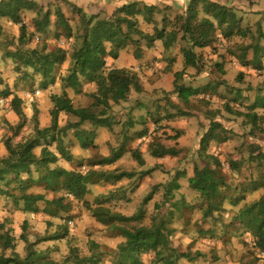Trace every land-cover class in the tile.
I'll use <instances>...</instances> for the list:
<instances>
[{
  "label": "trees",
  "instance_id": "1",
  "mask_svg": "<svg viewBox=\"0 0 264 264\" xmlns=\"http://www.w3.org/2000/svg\"><path fill=\"white\" fill-rule=\"evenodd\" d=\"M60 1L70 7L78 17L75 32L60 7L56 5L53 15L51 14L49 10L51 2L45 7L34 0H0V20L6 19L18 26L17 47L11 54H5L14 61L16 71H22L25 76L38 75L43 90L55 85L56 82H59L61 87L60 94L50 96L52 108L49 127H37L34 136L21 139L15 144L9 138L4 140L6 155L0 157V199L11 202L16 210L32 214L40 212L38 204L41 202L44 204L41 213L50 218L60 217L61 213L68 214L73 200L84 202L90 186L114 184L131 176L129 172L95 169L111 165L119 157L122 149L117 152L112 150L108 157L89 160L88 170L85 172L66 170L59 166L50 167L56 164L58 156L50 151L48 146L54 143L57 154L67 161L71 160L69 149L63 144L66 132L73 131L81 148L93 147L96 128L104 127L112 130L109 121L112 106L126 102L131 91L136 93L142 91L136 71L132 68H108L107 59L116 60L120 51L130 48L134 59L140 60L144 55L143 45L149 49L154 42L159 41L163 51L168 52L176 42H180L179 53L183 58V69L173 74L170 93L187 106L191 98L199 97L207 92L215 93L217 89L211 83L200 87L183 83L186 69L192 68L197 74L204 69L205 64H200L202 56L195 53V49H213L218 36L224 39L233 36L243 38L248 33V30L241 28L242 17L231 8L206 0H190L185 9L172 19L166 14V11L170 10L169 7L148 5L137 0L118 6L110 15L104 17L87 14L74 3L66 0ZM242 3L249 9L261 6L257 0L256 4H250L249 0H244ZM23 11L33 14L29 24L24 22ZM157 16H160V20H157ZM140 21L150 26L151 32L142 30ZM49 33L55 40L64 39L68 44L72 41V44L67 48L61 46L49 48L46 43L29 46L35 36H46ZM258 37H263L259 30ZM250 48L254 49L251 60H244L242 55L239 61L242 66L250 65L255 70H259L262 47L248 45L244 48V52ZM66 62L67 68L61 74L60 69ZM214 65L222 73V65L218 63ZM237 77L239 80L242 73H239ZM90 85L94 86V92L88 93L91 102L87 106L74 104L66 92L67 89H71L75 93H81L84 87ZM6 95L9 96V94ZM10 96V108L20 120L14 132L16 134L25 121L22 109L24 101L16 95L10 94ZM175 107L180 115H187L181 114L179 105ZM225 107L228 110V107ZM60 113L74 117L76 121L59 128L57 119ZM238 115L242 116V114ZM244 117L245 123L257 127V114L247 113ZM206 118L209 126L200 137L198 150V157L203 165L194 164L191 176L187 177L188 188L195 193L194 202L199 203L200 219L202 222L209 219L216 220L214 215L224 211L225 202L235 207L243 202L237 207L233 220L238 223L241 231L250 236L251 248L255 251L252 264H264V153L261 150L257 153L254 151L248 153L250 161L259 162L257 166H262L263 169L259 171V175L250 179L247 185L232 186V179L228 180L225 177L223 164L219 158L208 153L211 143L217 145L226 142L228 133L209 112L206 113ZM154 122L157 123V120ZM85 124L92 129H82ZM129 127H132V124ZM144 133V131L140 132L139 137H142ZM181 135L182 132L177 130L170 138L177 141ZM41 140L46 141L47 146H42ZM38 147H40V153L36 156L34 150ZM148 149L150 155L156 159L178 154L173 148L154 142L148 146ZM129 153L138 165H143L144 161L136 148L130 149ZM241 163L242 159L233 160L229 162L228 168L239 173ZM32 169L40 174L37 179L32 177ZM179 176L177 174L175 177ZM34 185L42 186L43 190L56 194V197L48 200L44 194L30 193L29 189ZM178 188L179 184L176 180L172 181L168 187V199H173L171 190ZM153 189H156V186ZM256 191H261L257 198L245 201L246 193ZM152 194L153 191L147 195L142 206L151 200ZM238 194L241 195L238 196ZM176 206L175 203L171 205L172 208ZM154 209L160 208L155 205ZM87 210L98 223L118 231L123 241L117 245L114 252H106L91 241L88 242L87 254L81 255L77 248H70L67 256L62 260H53L47 252L36 249V246L40 242L63 239L66 236V230L63 229L61 233L58 232L30 243L27 236V223L24 221L21 224L19 239L25 243V249L23 255H19L15 252V238L11 230L0 222V264H100L105 257L112 256L114 258L112 264H144L141 256L147 253L153 254L151 264H177L180 259L191 261L187 252H179L172 246L171 238L174 229L170 227L171 216L165 219L157 214L158 219L153 217L149 226L128 228L125 225L139 223L143 219L142 207L131 216L113 212L99 201L94 208L87 206ZM67 219L71 220L68 216ZM225 227L222 226V228ZM7 252L10 254H6ZM259 253H262L263 257Z\"/></svg>",
  "mask_w": 264,
  "mask_h": 264
},
{
  "label": "rangeland",
  "instance_id": "2",
  "mask_svg": "<svg viewBox=\"0 0 264 264\" xmlns=\"http://www.w3.org/2000/svg\"><path fill=\"white\" fill-rule=\"evenodd\" d=\"M34 1L45 7L51 2L49 10L52 15L54 7L56 5L60 7L75 32L78 26V17L65 3L60 0ZM214 1L223 2V6L231 8L238 16L242 17L241 28L248 30L247 36L243 38L233 36L229 39L218 36L213 49L209 48L205 53L209 63L213 62L214 59L216 63H226L227 70L220 73L213 63H205L204 70L210 72V77L199 78L193 74H185L186 76H183L182 80L185 85L193 87L211 83L217 87L216 92H207L199 97L191 98L189 104L185 106L176 99L175 95L170 93L173 80L160 79L158 73L169 66L167 61L158 62L154 65L158 69L156 73L151 72L152 67L150 66L153 65V62L148 63L149 68L145 67L144 70L137 71L138 75L140 74L139 80L142 91L140 93L131 91L129 94L133 98L129 99L131 102L127 100L112 106L109 113L112 130L104 127L96 129L97 134L95 133V141L93 140L96 145L83 149L77 143L73 131L66 132L63 144L68 147L72 156V159L68 161L57 154L54 143L48 146V149L58 156L56 164L50 165L51 168L59 166L66 170L81 172L88 170L89 160L108 157L112 150L117 152L122 149L121 153L119 152V157L111 165L96 167L95 169L129 172L131 176L114 184L90 186L89 193L84 198L85 203L73 200L71 211L68 214L61 213L60 217L57 218L43 215L41 210L44 204L41 202L38 204L40 212L32 214L16 210L11 202L0 199V222H3L6 228L11 230V234L15 238L16 253L19 255L24 253L25 243L19 239L21 224L24 221L27 223V236L30 243L58 232L61 233L63 229L66 230V236L63 239L40 242L36 246V249L47 252L53 260H62L67 256L70 248H77L81 255L87 254L88 242L91 241L98 244L106 252H114L117 245L123 241L118 231L98 223L87 210V206L94 208L99 201L113 212L126 216H131L142 207L143 219L139 223L125 225L128 228L140 225L149 226L153 217L158 219L157 214L165 219L171 216L170 227L174 229L171 238L172 246L177 248L179 252H187L191 257V261L180 259L177 264H252L254 262L255 251L251 248L250 236L241 231L238 223L233 220L237 207L243 202L237 207L225 202L223 204L224 211L214 215L216 220L213 221L215 222L211 219L202 222L198 209L199 203L194 202L195 193L188 188L187 184V177L188 175L191 176L193 165H203L202 160L198 157V150L200 137L209 126L206 118L208 112L228 133L227 141L217 145L211 143L208 153L219 158L223 164L225 177L228 180L232 179V186L247 185L249 180L256 178L259 171L263 169L261 165L257 166L259 162L249 160L248 153L250 151L257 153L259 150L264 153V0H257L261 6L251 9L249 12L242 11L245 5L242 3L244 0ZM249 2L256 4V0H249ZM175 13L173 10L166 11L170 19L176 15ZM22 17L24 22L29 24L33 14L29 11H23ZM156 18L160 20V16ZM52 20H54L53 17ZM140 27L145 28L143 25ZM147 29L145 30L147 31ZM258 30L263 36L262 38L258 37ZM17 38L18 26L6 19H1L0 157L6 155L5 139L9 138L15 144L21 139L34 136L37 127L47 128L51 125L50 110L52 104L50 96L60 94L61 91L59 82L43 90L38 75L25 76L22 71H16L14 61L5 54H11L15 51ZM36 43H46L49 48L53 46L67 48L70 47L72 41L68 44L64 39L55 40L49 33L46 36H35L29 46L34 47ZM248 45L262 47V51H260L261 68L259 70H255L250 65L242 66L241 61H239L242 55L244 60H251L254 49L250 48L244 52V48ZM129 50L131 49L129 48ZM211 56L212 59H208ZM116 64L120 65V61ZM63 72L64 66L60 69V73L63 74ZM239 73H242V77L238 80ZM158 79L161 80V87L154 88L153 86L158 83ZM168 86H171V90L165 91L164 87L167 88ZM92 90L91 86L84 87L81 93L67 89L74 104L82 106L90 104L91 100L88 93L90 94ZM36 91L39 92V95H36ZM10 94L16 95L24 101L22 109L25 114V121L16 134L14 132L20 124V120L10 108ZM129 103L142 104L139 106V112L135 114L132 109L129 110L131 106ZM176 105L180 106L181 114L187 115H180ZM225 106L228 107V110ZM247 113L257 114V127L245 123L244 115ZM238 114H242V116ZM154 120H157V123ZM75 121L76 118L60 113L57 124L61 128ZM169 121L179 123V126L184 128L179 143L170 138L178 129L167 125L166 122ZM130 124L132 127H129ZM82 129L91 130L92 128L85 124ZM185 129L191 131H188L187 137L183 139L186 135L184 134ZM142 131L145 133L141 138L139 133ZM45 142L41 140V145L47 146ZM152 142L173 148L178 154L173 157L153 158L148 149ZM135 148L144 161L142 166L138 165L129 153L130 149ZM39 153L40 147L34 150L36 156ZM240 159H242V163L239 165V173L231 171L228 168L229 162ZM177 174L180 176L175 177ZM39 176L40 174L32 169V177L37 179ZM174 180L179 184V188L172 189L173 199H168V187ZM155 186L156 189H153ZM152 191L151 200L142 206L143 200ZM29 192L44 194L48 200L56 197V194L46 192L42 186L38 185L31 187ZM260 193L261 191L246 193L245 201L257 198ZM240 195L238 194V196ZM174 203L177 205L176 208L171 207ZM155 205H158L160 209H154ZM67 216L71 220L67 219ZM222 226L226 227L222 228ZM209 231L212 233H208ZM6 254L9 255L10 252ZM197 254H201V256H197ZM259 255L263 257L262 253ZM113 259V256L105 257L100 264H112ZM141 260L144 264H151L153 254H144L141 256Z\"/></svg>",
  "mask_w": 264,
  "mask_h": 264
},
{
  "label": "crops",
  "instance_id": "3",
  "mask_svg": "<svg viewBox=\"0 0 264 264\" xmlns=\"http://www.w3.org/2000/svg\"><path fill=\"white\" fill-rule=\"evenodd\" d=\"M68 1L74 3L76 6L80 7L87 14L99 15L101 17H104L106 15H110L113 12V10L115 8H117L118 6H121V5L125 4L126 2L133 1V0H68ZM137 1H142L148 5H157L160 7L167 6L170 8V10H173L174 12H176L175 14H178V13H181L185 9L186 5L188 4V2L190 0H137ZM210 1L216 2L214 0H210ZM216 3H218L220 5L224 4L223 2H216ZM250 10L251 9L247 8L246 6H244L242 8V11H248L249 12ZM141 25L145 26V28L140 27L142 30L145 31V29L148 28L147 32H151V28H149L150 26L145 25L142 21H140V26ZM179 47H180V43L176 42L174 47L170 51L164 52L162 45H161V42L156 41V42H154L153 46L149 49L145 48L144 45L142 46L144 55H143V58L140 60L134 59V57L132 55V50H129V48H126L123 51L119 52V56L116 60L107 59L106 64H107L108 68H116V69L132 68L134 71L137 72L140 70L141 71L144 70L145 67L149 68L147 66L148 63L153 62V65L150 66V67H152L151 72L154 71L156 73V72H158V69H156L154 67V65L157 64L158 62L163 63V62L167 61V63H169V66H167V67L165 66L166 68H163V71H160L158 74L160 75L161 80L165 79V80H171L172 81L174 78L173 74L176 72H179L183 69V58H182L181 54L179 53ZM208 50H209V48L195 49V53L200 54L202 56L201 62H200L201 65H203L205 63H209L207 61L206 54H205ZM170 53H172L171 54L172 56H170ZM208 59H212V56ZM119 61H120V65L116 64ZM212 63L213 64L216 63L215 59L213 60V62H210L209 64H212ZM218 64H222V69L227 70L226 63L223 64L222 62H219ZM67 65H68L67 62L63 64L64 72L67 68ZM171 65H172V67H171ZM203 67H205V65ZM185 74H191V75L193 74V75L198 76L199 78H205V77L211 76L210 72H207L204 69H202L197 74L196 70H194L192 68L186 69ZM139 76H140V74H139ZM184 76H186V75H184ZM161 80L157 81L158 83H156V85H154L153 87L154 88L155 87L160 88L161 87V84H160ZM90 86L93 88L92 92H94V86L93 85H90ZM170 88H171V86H168L167 88L164 87L165 91H170L171 90ZM66 92L68 94L67 90H66ZM68 96H69V94H68ZM129 99H133L132 96L128 97V102L130 101ZM134 99H136V98H134ZM72 102H74V101L72 100ZM140 103H137V104H132V103L130 104L129 103L131 105L129 107V110L132 109L133 113H135V114L138 113L139 109H140L139 106H142V104H140ZM166 124L171 126V128L178 129L179 131L181 130V132L184 131L183 126H179V123H174L172 121H169L168 123L166 122ZM99 128H101V127H99ZM96 129L98 130V128H96ZM96 129L94 130V132L97 134ZM188 131H191V130L185 129L184 134H186V135L183 137V139H185V137H187V135H188L187 133H189ZM149 133H151V132H149ZM180 139H177L178 143H179ZM94 145H96V144L94 143ZM188 177H190V175H188Z\"/></svg>",
  "mask_w": 264,
  "mask_h": 264
},
{
  "label": "built area",
  "instance_id": "4",
  "mask_svg": "<svg viewBox=\"0 0 264 264\" xmlns=\"http://www.w3.org/2000/svg\"><path fill=\"white\" fill-rule=\"evenodd\" d=\"M39 94V92L38 91H36V95H38Z\"/></svg>",
  "mask_w": 264,
  "mask_h": 264
}]
</instances>
